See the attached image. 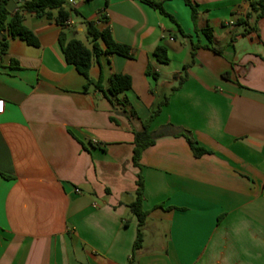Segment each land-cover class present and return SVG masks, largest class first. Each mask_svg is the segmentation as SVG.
Here are the masks:
<instances>
[{
	"label": "crops",
	"instance_id": "1",
	"mask_svg": "<svg viewBox=\"0 0 264 264\" xmlns=\"http://www.w3.org/2000/svg\"><path fill=\"white\" fill-rule=\"evenodd\" d=\"M152 1L191 39L138 0H65L66 29L57 11L25 15L39 47L11 40L0 66V264H128L134 132L165 98L150 131L172 129L141 157L147 218L135 264H264V17L242 35L235 23L247 0H191L196 26L182 0ZM88 23L131 49L132 58L102 54L89 70L106 94L113 75L130 77L115 107L93 87L84 92L58 43L64 33L91 48ZM191 42L201 47L193 59ZM181 131L211 154L195 158Z\"/></svg>",
	"mask_w": 264,
	"mask_h": 264
},
{
	"label": "trees",
	"instance_id": "2",
	"mask_svg": "<svg viewBox=\"0 0 264 264\" xmlns=\"http://www.w3.org/2000/svg\"><path fill=\"white\" fill-rule=\"evenodd\" d=\"M141 3L149 6L150 8L158 11V13L166 18H168L172 23H174L179 33L191 39V36H186L174 18L168 14L161 3L155 2L152 0H138ZM184 5L189 8L191 21L196 26L197 19L199 16L197 5L194 4L191 0H182ZM249 5V11L244 17H240L236 20V25L243 28L242 35H247L251 32H257V25L259 21L264 17V0H247ZM8 0H0V66L3 57L7 54L9 49V43L11 40L18 39L24 42L26 45L37 48L39 47L38 39L32 33L30 29L24 24L25 15H31L36 18H46L52 19V12L57 11V16L54 18V21L61 26L63 29H66V23L69 21V13L66 12L63 8L65 0H28L23 2V5L17 8L13 13H10L5 8ZM105 20V18H100ZM88 34L91 38V48L86 47L82 42L76 39H68L66 34L60 33L58 37V43L64 59L68 65H72L76 71L82 75L85 79L84 92L87 91L89 87H93L95 90L101 92L108 103L115 107L116 101L114 98H117L119 95H122L130 90L131 88V79L126 75L116 74L113 75L109 80V85L106 94L102 88V80L93 81L89 77V70L92 65L93 60L98 58L102 54H115L124 58H132L131 49L128 46L117 43L109 29L103 31H97L93 28L91 23L87 24ZM201 33L206 37L209 43L212 42L213 36L211 29L208 26H205L201 29ZM235 37H232L231 43H233ZM97 41H100L103 47L100 46ZM201 48L198 44L191 42V57L192 59L195 56L196 51ZM204 49H209L216 53L217 55H222V49H215L209 45L203 46ZM154 56L158 63L166 65L170 62L168 57L167 49L159 45L154 50ZM11 64L15 61H11ZM146 75L151 76L154 80H157V73L153 72L152 69L148 66L146 70ZM119 104L124 107L127 106L125 100L119 101ZM168 104V98H165L160 102L155 109L152 111L150 117L145 122L141 123V128L138 131L134 132V149L132 156V163L135 168H138L141 172V157L143 152L149 147L153 146L158 137L169 134L172 126H166L162 130L154 135L150 131L151 123L154 119L160 114V110L163 106ZM130 116V117H129ZM129 119L131 117L136 119V115L133 110L129 111ZM175 136L182 137L186 140L193 156L195 158H200L204 155L211 154L210 151L205 148L200 147L197 142L193 139L190 132L181 131ZM138 173L136 176V191L135 199L129 205L131 213L137 219V233L132 246V254L128 261V264H135L136 253L142 248L143 243V226L145 224L147 213L143 210L144 203V183L141 176V173ZM8 178L7 176H4Z\"/></svg>",
	"mask_w": 264,
	"mask_h": 264
},
{
	"label": "water",
	"instance_id": "3",
	"mask_svg": "<svg viewBox=\"0 0 264 264\" xmlns=\"http://www.w3.org/2000/svg\"><path fill=\"white\" fill-rule=\"evenodd\" d=\"M23 5V1L21 0H8L5 8L8 12L13 13L17 8Z\"/></svg>",
	"mask_w": 264,
	"mask_h": 264
},
{
	"label": "built area",
	"instance_id": "4",
	"mask_svg": "<svg viewBox=\"0 0 264 264\" xmlns=\"http://www.w3.org/2000/svg\"><path fill=\"white\" fill-rule=\"evenodd\" d=\"M77 0H70V2L74 3L76 2ZM68 25V22L66 23V26ZM3 109H4V102L2 100H0V114H2L3 112Z\"/></svg>",
	"mask_w": 264,
	"mask_h": 264
}]
</instances>
